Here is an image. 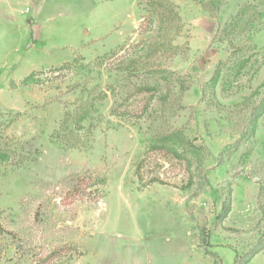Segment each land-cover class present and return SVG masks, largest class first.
<instances>
[{"label":"rangeland","instance_id":"1","mask_svg":"<svg viewBox=\"0 0 264 264\" xmlns=\"http://www.w3.org/2000/svg\"><path fill=\"white\" fill-rule=\"evenodd\" d=\"M214 263L264 264V0H0V264Z\"/></svg>","mask_w":264,"mask_h":264},{"label":"trees","instance_id":"2","mask_svg":"<svg viewBox=\"0 0 264 264\" xmlns=\"http://www.w3.org/2000/svg\"><path fill=\"white\" fill-rule=\"evenodd\" d=\"M226 214H227V208L224 207V208H223V211H222V216H224V215H226ZM214 264H216V263H214Z\"/></svg>","mask_w":264,"mask_h":264},{"label":"crops","instance_id":"3","mask_svg":"<svg viewBox=\"0 0 264 264\" xmlns=\"http://www.w3.org/2000/svg\"><path fill=\"white\" fill-rule=\"evenodd\" d=\"M201 15V14H200ZM202 17H208L207 14H203ZM201 18V16L199 17V19Z\"/></svg>","mask_w":264,"mask_h":264}]
</instances>
